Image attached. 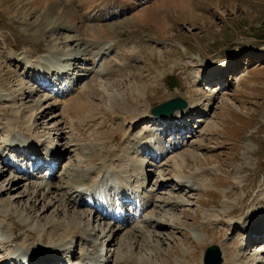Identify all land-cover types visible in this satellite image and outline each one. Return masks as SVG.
Wrapping results in <instances>:
<instances>
[{"label": "rangeland", "instance_id": "374dc122", "mask_svg": "<svg viewBox=\"0 0 264 264\" xmlns=\"http://www.w3.org/2000/svg\"><path fill=\"white\" fill-rule=\"evenodd\" d=\"M40 1V5H34V0H0V123L2 124L0 145L13 130L23 127L32 120L31 131L36 141L41 139L40 144L45 145L55 142L63 151L62 166L55 173L52 181L64 187L68 184V171L71 167L79 165L83 171H86L88 167L95 164L98 166L101 163L103 155L99 153L101 148L109 151L115 148L116 158L113 157L112 164L116 167L114 162L120 160L123 154L120 147H117L124 142V139L120 141L121 138L129 133L133 138L145 135L146 131H134L132 123L150 115L152 107L156 104L177 97L193 103L196 97L197 100L199 99L200 93L213 92L211 103L203 99L204 102L200 104L203 113L199 114L204 121L197 126L195 134L189 136L190 141L187 146L169 155L166 165L159 168L163 170L161 171V174L164 173L163 176L167 174L168 168H165L167 164L174 169L182 165L185 168L184 173L187 174L204 172L209 178L206 189L210 187L211 189L202 193L193 192L192 196L191 192L182 195V189L180 193L172 192L176 190H172L170 186L165 189L164 186L156 188V190L161 188L158 191L163 189L164 191L163 194L157 193L158 207H151L150 213H154L157 218L160 217L159 220H163L162 222L168 218L166 222L170 221L172 225L170 226V223L165 227L156 225L151 232H155L157 236L150 232L146 233L143 237L137 238L136 243L133 240L134 245L129 248L127 246L132 245V242L127 244L129 242L127 234H130L131 224L123 226L124 229L116 237L118 231L114 228L115 233L113 232L111 236L115 238L114 244L112 243L115 251L110 262L115 264L117 259L127 252L133 253L134 259L141 261L139 264H202L205 247L214 243L222 249L223 264H235L236 259L238 260L243 254L240 264H255L249 261L248 250L241 251L238 248L245 242L244 231H241L239 226L233 228L231 225L230 229L231 226L226 225L229 228L228 235H225L220 227L214 228V226L222 218L228 217L224 215L230 214L239 204L241 208L247 207L246 198L242 197L251 194L248 198L249 203L255 193L264 189V0H189L187 6L185 0H180V7L173 6L169 0H164L163 2H169L170 7L156 8L161 10L162 20L168 25L164 31H161L154 21L148 23L141 21V23L136 17L138 15L136 13L148 4L152 9L149 6L147 8L153 11L154 0L140 3L136 11L128 10L119 16L105 19L102 17L104 11L96 6L98 0H57L62 3L69 2L75 9L72 11L71 21H61L57 26L48 24L58 15L53 13L55 10L51 9L52 3L49 0ZM191 1L198 6L197 9L192 7ZM203 1L204 3L200 4ZM94 18H98V21L95 22ZM49 19L51 20L47 22ZM76 23L81 25L79 30H76L77 25H74ZM98 25L116 29L104 30L99 36L103 40H97L98 37H94L92 32L99 27ZM76 39L84 41L85 45L81 50L85 48L87 50L82 52L85 54L82 58L88 55L87 59L96 52H91L95 49L94 42L113 40L118 47L113 53L104 56L106 58L101 59L95 66L88 60L85 61L86 63L81 60L70 61L73 67L78 65L76 73L73 72L75 68H71L75 76L79 72L82 73L80 69L82 66L96 68V72L93 70L91 75L89 72L88 77L82 78L76 88L78 90L82 86H87L86 102L89 104L84 114L77 115L74 113V105L70 102V99L77 95L76 90L66 96L65 100L62 98L64 101L59 99L53 102L54 105L50 109V104L45 101L46 104L40 102L45 97L43 92L35 93L36 91L31 89L33 94L30 93V88L36 87L31 80L30 70L28 72L24 65L14 60L18 57L36 60L49 52L53 54L54 47L65 53L61 56L64 59L70 54L69 52H75L78 48ZM53 56L55 57L54 54ZM232 63H235V72L226 80L216 81L213 85L204 87L198 84L205 65H212L218 71ZM105 65L111 67L110 75L98 73ZM123 70L126 73L119 74V71ZM19 80H22V84ZM137 87L141 91L139 94L136 91ZM107 92L117 93L126 103L113 109L107 108V104L110 103ZM64 102H67V106H63ZM18 110L19 113L16 112ZM207 113L208 115H205ZM134 114H138L137 119L136 117L132 119ZM41 123L44 125H40ZM126 127L133 133L127 131ZM74 131L80 132V135L85 131L83 139L78 140ZM24 132H28V129ZM116 137H119L117 141H112ZM50 138L53 140L49 141ZM132 159L142 160L124 154L120 162H125L124 166L121 165L125 173H121V176L129 180L133 173L132 176L138 182L136 177L138 171H135L134 167L131 168V164L129 169L126 165L131 163ZM149 165L151 163L146 164V168ZM150 175L151 173L147 176ZM155 175H151L150 179L155 180L158 177L157 174ZM175 176L177 174L172 172L170 176L165 177V181H170ZM21 179H14L0 162V228L4 226L9 234L16 236L17 241L14 242V246L19 248L30 242L44 247L57 245L52 241L58 240V243H61L59 240L64 233L59 231L55 235V240H52L51 236L54 233L48 228V223L54 215V206L46 209L47 202L37 200L34 203L31 192L28 195L29 188L26 185L30 186V181L40 183L42 179L32 178L28 179L29 182ZM169 184L171 183L167 185ZM172 186L179 188L174 182ZM149 187L154 188V185L151 183ZM53 190L55 192L56 189ZM152 193L149 192L151 197ZM173 193L175 195H172ZM69 195V198H74L77 194ZM167 195L171 198L166 197ZM160 199L165 200L160 201ZM168 200L172 202L169 206L166 204ZM32 203L37 209L33 212L32 209L26 210ZM175 203H177L175 209H167ZM80 206L81 204L78 206L79 209L70 207L69 212L77 214L78 221L84 226L91 217L89 210ZM82 212L86 213L85 216L81 215ZM65 216L66 214L61 212L54 217L66 221ZM258 218L261 217L256 216L252 211L244 214L247 222ZM94 221L97 223L95 217ZM205 221L213 222L212 234L208 230L209 236L202 230ZM234 221L230 220L229 224ZM93 222L91 227H94L92 228L94 235L96 239H100L102 236L100 233L106 235L104 227L106 221H98L100 232L96 230L97 224ZM254 223L256 224V221ZM108 228L110 229V226ZM0 231L2 232V229ZM198 233L204 235L199 238ZM42 234L46 238L44 242L40 240ZM235 235V238L240 237V242L236 239L235 245L231 246L230 243ZM111 236L106 235L105 241ZM229 237L233 239L228 241ZM80 242L78 239L77 243ZM188 242L190 244L186 245ZM252 246L254 247V244ZM226 247L234 248L237 256L232 252L227 256L226 251L230 248L226 249ZM0 249L9 252L13 248L10 245ZM225 252L226 263H224ZM0 254L4 255L1 252ZM259 256L251 258L255 259Z\"/></svg>", "mask_w": 264, "mask_h": 264}, {"label": "bare ground", "instance_id": "6f19581e", "mask_svg": "<svg viewBox=\"0 0 264 264\" xmlns=\"http://www.w3.org/2000/svg\"><path fill=\"white\" fill-rule=\"evenodd\" d=\"M49 1L52 3L51 9L53 11L55 10V12H53V13H56L58 15L55 14L56 16H54V19L52 21H50L51 19L47 20V22L50 21V23H48V24H50V25L55 24V26H57L61 23V21H71L72 20V11H74L75 9L72 8V6L69 4V2H65V3L63 2L62 3V2H59L57 0H49ZM75 1H78V0H75ZM142 1H144V0H142ZM149 1H151V0H145L144 2H141L140 0L138 2H137V0H98L96 2V6L101 11H104V12H102L103 13L102 17H104V19H105V18H109L112 16H117V15L121 14V12H124L126 10L127 11L128 10H135L136 7L140 6L141 4H143L145 2H149ZM163 1L164 0H162V1L160 0V2L159 1L157 2V0H154L152 5L155 9L153 11H151L152 7H150L149 4L146 5L143 10H139V11L137 10L138 12L136 14H138V15L136 17L138 19H140V22L142 21L144 23H148L149 21H154L155 22L154 24H156V26H158V28L161 31H164L168 25H166V23H164L165 21L163 22V20H162V13L160 12L161 10H157L156 8L161 9L162 7H170L169 2H170V4H173V6L174 5L179 6V5H181V1L180 0H169V2H163ZM188 1L189 0H185L186 6H187ZM40 3H41L40 0H34V5H36V4L40 5ZM189 4H190V2H189ZM62 6L64 7V9ZM147 6H149L151 9L147 8ZM36 8H38V6H36ZM181 9H183V8H181ZM59 11H60V14L58 13ZM93 20L95 22H97L98 18H94ZM77 23L74 25H77L76 30H79L81 28V25H79ZM115 29H114V27H112V28L111 27H104L101 25L98 28H95V30L92 32V34L94 35V37H98L97 40H103V38H100L99 36H101L103 34L104 30L112 31ZM105 41L94 42L95 43V49L91 52H94V51H96V52L92 53L91 54L92 56L90 55L91 58L87 59L88 55L86 57L84 56L85 58H82V56L85 55L82 52L87 50V48H85L84 50H81V47L85 45L84 41H81V39H76V42H78V48L75 50V52H69L70 53L69 55H73L71 60L75 61V62L77 60L78 61L81 60L82 62H85L86 60H88L89 62H91L95 66V64L98 61H100L103 58H106L104 56H108L110 53H112L113 51H116L118 48L116 46V44H117L116 41H113V40H108L106 42ZM49 54L42 55L41 57L37 58L36 60L33 59L32 61L26 60L27 57H25V58L22 57V59H17L16 61L19 62V61H21V60L23 61L25 59L26 67H28V68L32 67V69H29L32 71L39 69L40 71H45L49 74H51V73L53 74L54 72H56L57 74H61L60 78L63 79V77H64L67 80V82L62 85V87L64 89H67L70 85L73 84V89H71L68 93H72L73 91L76 90L75 87L77 86V80L79 81V78L88 77V75H89L88 73L90 72V75H91V73H93V70H94V72H96V70H95L96 68L94 69V66H93V68H82L81 67V71L83 73H85V72H87V73L81 74V75L79 74L80 76L75 77V76H73L72 72L70 73V71L73 69L72 68L73 66L70 63V61H68V58L64 57V59H63L61 57V56H63V54L65 55V53L59 51L58 48L54 47L53 48V54L55 55V57L53 56V54H51V52H49ZM119 55H121V53H119ZM136 56H137V54H136ZM62 59H63V62L61 63ZM104 64H105V62L103 63V65ZM89 67H91V66H89ZM212 68H213L212 65H206V69L211 70ZM111 71H112L111 67L109 65H105L104 68L101 69L98 73L100 75H110ZM123 73H126V71L125 70L119 71V74H123ZM213 76L214 75H207L206 77L209 78V77H213ZM71 77H73V78H71ZM19 81L22 84V80H19ZM87 83L88 82H86V84ZM87 89H88L87 86H82L81 89L79 88L78 90L75 91V93H77V95L70 99L71 104L74 105V108H75V111H74L75 115L84 114L85 110L88 109L87 107L89 106V104H88V102H86ZM33 90H31L30 93L33 94ZM136 91L138 92V94L141 92L138 89V87L136 88ZM213 95L214 94L209 95L208 99L211 100V98H213ZM63 97H65V96H63ZM57 98H58V96H49L48 95V96H45L43 98L42 102L45 101L48 104H50L49 108L51 109V107L54 105L52 102L58 101ZM107 98L110 102L109 104H107V108H109V109L119 107L123 103H126V101H122L124 99H122L117 93H114V92H107ZM65 99L66 98H64V100ZM63 104H64L63 106H67V102H64ZM200 104H201V101L199 99L198 100L196 99L195 102L189 104L190 106L188 109L177 111L171 117L175 118V117L179 116L180 113L183 114V113H187V112H191L193 110H196L195 108L200 107ZM16 112L19 113L20 110H18ZM135 117L137 119L138 114L132 115V119ZM148 117L149 116L147 115L146 118H148ZM165 118H167V117H163L162 120ZM200 120H202V119H198V121H200ZM32 122L33 121L30 120V121H28V123H25L23 127H19V129L23 132H20L19 129L13 130L8 135V140L12 141V139H13V140H16L17 142H23L25 144V146L30 147L31 149H34L36 152L40 153L41 147L39 148L38 146H40L41 144H39V145L35 144L33 136H32V131H31L33 129L31 126ZM134 122H135V120H134ZM43 123H41L40 125H42ZM27 129H28V132H24ZM75 129H76V127H74V130ZM77 133H78V135H77ZM80 134H81L80 132H75L76 138L78 140L83 139V137L85 135V131H84L83 135H80ZM140 139L143 141H141ZM52 140H53L52 138L49 139V141H52ZM154 140H156V142H154ZM123 141H124L123 144L118 146V147H120L121 151H123V154L120 156V158H121L120 160H122V157L124 156V154L129 155V153H131L130 149H134L136 147V145L138 147L142 146L143 151H149L153 147H156L157 149L161 150L162 152H166L165 144H163V142H160L161 141L160 138L155 137L153 134H150V137L145 140L142 137H139V138L134 137L133 138V136H131V134L129 133L124 137ZM157 141L160 144H157ZM42 145L45 146V144H42ZM55 146H58V145H57V143L54 142V143L50 144V146L48 147L49 149H46L47 152H50L53 157L58 156L57 150H55L57 148ZM177 148L172 150L171 153L174 152ZM101 149L102 150H100V152H99V153H103V155L101 156L102 157L101 163L98 166L95 164V165L88 167L86 171H83V169L80 168L79 165L71 167L68 171V175H69L68 184L65 185L64 187H60V186L56 185L55 183H53V181H51L50 178L45 179L40 183H35V182L28 180V179H30V176H29V178H24L25 181H27V182L30 181L29 182L30 186H28V185H26V186L29 188L28 195L31 192L32 202L36 203L37 200L42 201V202H47V204L45 206L46 209L51 207V206L52 207L54 206V211H53L54 215L52 217V220L48 223L49 227L47 226L48 228H51L53 230L52 233H54V234H52L51 239L55 240V235H57V233L59 231L63 232L64 234L62 233L63 235L60 237L59 242H61V243H58V240L52 241L54 244H57V245H48V246L46 245L47 247H44V245L39 246L36 243L30 242L26 245H23L20 248L18 247L17 249L14 250V252H17V253L18 252L19 253H23V252L35 253L36 252L37 254H41V255H45V254L46 255H52L53 250L55 251V249H60L59 247H63V246H64V248L67 247V245L70 244L71 241L76 239V237H86V238L84 239V242H83V245H84V246H82L83 248L78 247L77 245L74 247V250H73L74 255H77V253H80L79 252L80 250L82 251L83 249H86V254H83L81 252V258L84 261L87 258V254H94V253L98 252V242H97V240L93 239L94 234H93V229L91 227L92 222L90 223V221H88L86 223V225L82 226L81 222L78 221L79 219H78L77 214H71L69 212L70 207H73L75 209H79L78 206L81 204L80 200H77L75 198H69L70 197L69 194L70 193L77 194V196L79 195L82 198L84 197L85 200H88L91 197L84 195L85 189L87 191V190H92L93 188L99 189L102 186L103 187L111 186V184H113V179H117V186L112 188L114 191L118 190L121 193L124 191H131V189L129 190V188L127 186L128 180L124 179L121 176L122 175L121 173H123V172L120 173L116 169V167H114V165L112 164L113 157L115 156V149L113 151H109L106 148H101ZM116 160H118V159H116ZM120 160H118V161H120ZM152 160H155V159L152 158ZM152 162L153 161L146 162V160H144V159H142V160L132 159V161L130 163L132 165L131 168L134 167L135 171H138L137 172L138 176H136V173H134V174L138 178V183L140 184V186L135 185L136 188L138 187L137 189L139 191L144 192L141 189L142 188L145 189V187H146V185H145V177H146L145 171L147 172V175H149L150 173H151V175H155L158 173V168L151 167ZM122 163L125 164V162H122ZM148 163H151V165L147 166V168H146V164L148 165ZM124 164H122V165L124 166ZM178 167H180L181 173L178 174L177 177H179V178L178 179L176 178V180L174 181V184L178 185L179 188L174 192L180 193L181 189L183 190L182 186L185 187L187 185H190L193 187L191 190H194V189L201 190L203 188H207L206 185H208V182H209V178L207 177V175H206V178H205V174L202 172L194 173L193 175H192V173H193L192 172L190 175H188V174L186 175V173H184L185 168L182 165H179ZM151 168H153V169H151ZM147 169L152 170V171L150 172ZM94 175H95V178H93ZM132 175H133V173H132ZM132 175H131V177H132ZM150 176H148V177L151 178ZM19 179L20 178H17V180H19ZM24 180L22 178L21 181H24ZM141 186H143V187H141ZM53 189H56L57 191L55 190V192H54ZM112 189L110 188L109 190L112 191ZM30 190H32V191H30ZM150 190L152 191V189H150ZM150 190H149V192H150ZM158 190H161V188ZM158 190L155 189L154 193L150 192L153 194L152 197H151V195H149L148 191H147L148 193L146 192L147 195H145V196H143V195L139 196L140 192L132 191V193L136 192L135 194L138 196L137 198H138V202H139V207H137L136 211H134L130 215L131 220L130 219L129 220L131 222L132 229L129 231L130 234H127V237L129 238V242H127V244L131 243L133 240L136 243L137 238L143 237V235L146 233H149V232L152 233L151 229L154 230L153 227H155L156 225L161 226V227L167 226L166 220L168 218L166 215H163V216L166 217L167 219L164 220V222H162L163 220H161V221L159 220L160 217L157 218V217H155L154 213H150L151 207H154V208L158 207L157 202H158L159 198L157 197V193L160 192ZM169 198H171V196ZM164 200L165 199H163V200L160 199V201H164ZM171 203L172 202L170 200H168V202L166 204L169 206V205H171ZM30 209H32V212H33L35 209H37V206L34 207V205L32 203L29 207H27L26 210H30ZM89 210L91 211V209H89ZM29 212H31V211H29ZM61 212L62 213L64 212L66 214V216H65L66 221H60V220L56 219L57 217L56 218L54 217L55 215L56 216L60 215ZM153 212H157V210H153ZM85 214H86L85 212L81 213V215H83V216H85ZM95 219L97 221V226H98V221H100V219H98L97 217H95ZM99 223H102V222H99ZM110 224H112L110 226V229H109L110 236L113 234V232L115 230L114 228H117V231H118L115 234V237L118 236V234L124 229V228H122L123 226L116 225V223L110 222ZM28 232L31 233L30 231H28ZM98 232H100V230H98ZM29 233H26V234L29 236L30 235ZM42 233H43V229H42ZM101 234H103V233H101ZM152 234H155V232ZM155 236H157V235L155 234ZM34 237H35V235H34ZM70 237H71V239H69ZM130 238H131V240H130ZM13 239H14V237L12 236V234H9L8 231L3 235V240L5 243H10ZM109 239H108V241H109ZM40 240L43 242L46 241L44 234H42ZM110 240H111L110 244L115 242V238L110 239ZM122 244H123V242H122ZM133 245L134 244L132 242V245L128 244L127 247L128 248L133 247ZM158 247H159V245H158ZM124 248H126V247H124ZM112 249L113 248H111V250ZM128 251H129V249H128ZM132 254L125 252V254H122L117 259L115 264H139V262H141V261L134 259V257H133L134 255H132ZM112 255H113V250L111 251L110 258ZM8 256L9 255H6V254H4V255L0 254V258L4 259L5 261H7L8 259L11 258V257L8 258ZM234 263L236 264V262H234ZM227 264H231V263H227Z\"/></svg>", "mask_w": 264, "mask_h": 264}, {"label": "water", "instance_id": "95a60500", "mask_svg": "<svg viewBox=\"0 0 264 264\" xmlns=\"http://www.w3.org/2000/svg\"><path fill=\"white\" fill-rule=\"evenodd\" d=\"M186 107V103L180 100H172L170 102L156 106L153 109V114L157 116L170 115L176 108ZM221 252L217 246L210 247L206 252V264H220Z\"/></svg>", "mask_w": 264, "mask_h": 264}]
</instances>
